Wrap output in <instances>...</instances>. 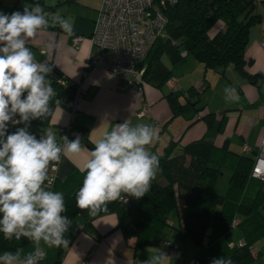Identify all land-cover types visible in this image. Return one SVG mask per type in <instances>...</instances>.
<instances>
[{
	"label": "crops",
	"instance_id": "1",
	"mask_svg": "<svg viewBox=\"0 0 264 264\" xmlns=\"http://www.w3.org/2000/svg\"><path fill=\"white\" fill-rule=\"evenodd\" d=\"M262 1L255 0L252 14L261 16V20L250 27L244 51V71L256 76V82L248 81L232 65L206 68L183 52L182 59L175 64L166 55L161 58L171 70V76L179 78V88L172 91L166 82L156 87L145 80L138 90L123 88L121 77L107 70L85 66L89 51H96L90 46L89 37L101 0H0V12L9 15L15 11L23 12L25 6L34 7L37 2L47 9L48 27L29 39L26 46L32 50L37 62L51 66L50 75L67 78L83 90L74 112L57 106L48 124L34 133L44 135L45 130H50L60 141L62 128L71 125L76 130L86 129L89 141L95 145L115 125L128 121L131 126L148 124L156 130L159 139L153 141L149 150L157 156L162 155L170 143L175 145L177 153L184 146L203 140L217 148L225 146L236 154L255 158L264 138V47L261 46L264 41V12L259 5ZM58 17L71 20L74 35L70 36L60 28ZM222 27V22L217 21L208 31L209 37ZM74 36L83 37L80 45L73 44ZM227 87L235 89L238 100L226 99ZM170 93L182 105L195 100L191 93L199 101L174 115L167 100ZM203 107L205 110L199 112ZM143 108L149 109V113L139 117ZM245 144L251 148L248 153L242 151ZM84 148L79 155L62 156L56 183L63 182L73 170L82 171L91 151ZM53 191L57 192L56 187ZM235 219L239 222L241 217L236 216ZM180 225V214L176 208L169 214L162 238L140 246L134 237H124L115 213L93 219L89 231L76 219L67 246L48 247L43 241L37 244L30 240L20 249L21 259L34 252L37 244L42 252L39 264H141L150 255L163 251L161 240L170 239L182 245L184 264H192L201 248L187 249V239H181L176 229ZM223 239L227 244L232 243L233 248L230 249L234 250L243 240V235L239 227L234 226ZM258 241H264V237ZM254 244L252 264H264V242L253 248ZM169 257V264L179 262V259Z\"/></svg>",
	"mask_w": 264,
	"mask_h": 264
},
{
	"label": "trees",
	"instance_id": "2",
	"mask_svg": "<svg viewBox=\"0 0 264 264\" xmlns=\"http://www.w3.org/2000/svg\"><path fill=\"white\" fill-rule=\"evenodd\" d=\"M37 4L43 7L40 2ZM255 6V0H178L174 5L167 6L164 9L167 23L163 35L138 65L145 66L142 79L161 87L171 77V70L162 62V56L166 55L175 64L185 52L206 68L232 65L248 81L255 83L257 77L244 71L249 29L261 20V16L252 14ZM43 8L47 17L48 11ZM217 21H221L223 27L209 37L208 31ZM58 77L63 78L50 74L46 77L57 93L50 105L53 110L72 101L77 87L67 78H63L64 84H60ZM191 97L195 99L193 102L189 100L182 105L173 93L168 94L172 113L177 115L196 105L198 97L194 93ZM57 99L59 105L55 103ZM204 110L205 107L198 111ZM50 116L34 119L30 125L44 126ZM24 126L22 123L17 129ZM78 130L84 147L92 150L94 145L88 139L87 130ZM28 131L34 133L30 128ZM158 157L160 170L149 191L139 199L129 196V204L121 200L113 201L109 203L108 211L100 215L115 213L124 237H134L137 245L145 246L151 240L162 238L169 214L177 208L181 225L176 229L181 239H190L201 248L192 264H211L214 258L222 256L230 258L233 264H252V245L264 237V182L250 176L255 158L236 154L225 146L217 148L203 140L192 142L177 153L175 145L170 143ZM224 167L231 171V175L227 192L220 195L214 188ZM85 175L84 171L73 170L52 189L56 187L57 192L63 193L67 211L62 215L72 221L65 233L67 240L76 219L89 231L92 220L96 218L89 217L87 210L76 207V193L82 187ZM236 216L241 217L237 226L243 235L244 245L231 250L223 236L230 230ZM29 241L26 237L5 240L0 233V254L15 252Z\"/></svg>",
	"mask_w": 264,
	"mask_h": 264
},
{
	"label": "clouds",
	"instance_id": "3",
	"mask_svg": "<svg viewBox=\"0 0 264 264\" xmlns=\"http://www.w3.org/2000/svg\"><path fill=\"white\" fill-rule=\"evenodd\" d=\"M44 8L25 6L23 12H0V233L5 240L26 237L48 247L67 246L72 221L62 192L49 190L53 180L50 169L56 170L62 156L79 155L85 148L77 136L69 140L45 130L39 139L28 131L34 119L48 118L51 102L57 96L51 80V66L37 62L26 46L29 39L48 27ZM57 23L68 35H74L70 19L58 17ZM26 94V95H25ZM228 100H238L235 89L225 88ZM56 105L60 101L55 100ZM19 120H14L15 116ZM23 123L14 133L8 124ZM156 130L148 124L131 126L128 121L106 132L90 151L82 171L83 185L76 193V207L87 210L89 217L108 211L109 203L125 195L139 199L150 189L160 170L159 157L149 150L158 140ZM39 247L21 259V250L5 251L0 264H39ZM167 253L159 251L141 264H169ZM211 264H233L230 258H214Z\"/></svg>",
	"mask_w": 264,
	"mask_h": 264
},
{
	"label": "built area",
	"instance_id": "4",
	"mask_svg": "<svg viewBox=\"0 0 264 264\" xmlns=\"http://www.w3.org/2000/svg\"><path fill=\"white\" fill-rule=\"evenodd\" d=\"M178 0H101L100 7L97 11L96 18L93 24V30L89 37L90 46L96 51H89L85 66L95 67L102 70H107L112 74L119 76L123 80V88L139 89L143 81L142 76L145 66L138 67L140 62L144 60L147 53L155 43V41L163 35L165 25L167 23L164 9L167 6L174 5ZM262 12H264V1L260 4ZM83 41L82 36H74L72 42L78 46ZM264 47V41L261 42ZM60 84H64V79L57 78ZM166 84L172 91L179 88V78L171 76ZM82 88L77 85L76 92L72 101L65 103L67 110L74 112L81 100ZM149 109L143 108L138 116H146ZM19 120L17 115L13 118ZM22 123L9 122L8 133H14ZM34 134L37 139L42 135ZM80 132L73 129L71 125L62 128V136L76 138ZM63 143L62 140L58 141ZM249 145H243L244 153L250 152ZM58 169H50L49 176L53 183L46 186L52 190L57 181ZM251 178L264 182V138L258 147L255 161L252 166ZM123 203L129 204L131 198L125 196L120 199ZM238 221L232 220L231 227L237 226ZM243 240L238 246H243ZM163 252L179 259L177 264H184V249L178 242L170 239H163L160 242ZM36 244V249H37ZM229 248H233V244H228ZM254 255V252L252 251Z\"/></svg>",
	"mask_w": 264,
	"mask_h": 264
},
{
	"label": "rangeland",
	"instance_id": "5",
	"mask_svg": "<svg viewBox=\"0 0 264 264\" xmlns=\"http://www.w3.org/2000/svg\"><path fill=\"white\" fill-rule=\"evenodd\" d=\"M164 60H165V58H164ZM29 128H30V130L32 132H36V131H39L41 129V126L36 125V124H31ZM230 175H231V171L224 167V169L222 170V173H221V175H220V177H219V179H218V181L216 183V186L214 188V191L217 194L223 195V194H225L227 192ZM159 181H162V179H159ZM262 242H264V241L256 242L257 245L254 244L253 248L261 246L260 244H262ZM186 244H187L186 246H187L188 250L191 247L197 248L196 245H194L193 242L190 239L186 240Z\"/></svg>",
	"mask_w": 264,
	"mask_h": 264
}]
</instances>
